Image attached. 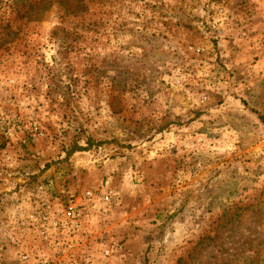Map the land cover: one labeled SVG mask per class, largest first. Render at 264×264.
<instances>
[{"label": "rangeland", "instance_id": "rangeland-1", "mask_svg": "<svg viewBox=\"0 0 264 264\" xmlns=\"http://www.w3.org/2000/svg\"><path fill=\"white\" fill-rule=\"evenodd\" d=\"M255 6L0 0V264H34L21 222L87 190L57 264H264Z\"/></svg>", "mask_w": 264, "mask_h": 264}, {"label": "built area", "instance_id": "built-area-1", "mask_svg": "<svg viewBox=\"0 0 264 264\" xmlns=\"http://www.w3.org/2000/svg\"><path fill=\"white\" fill-rule=\"evenodd\" d=\"M62 197L53 204L36 206L29 212L23 228H29L36 235L40 244L34 245V264H57L46 252L52 249L56 255H67L77 250L78 235L82 231V207L95 203L93 191L87 190L78 195L75 191L61 192ZM102 213H107L111 203V193L106 192L100 198ZM56 204V206H55ZM29 254L21 255L22 261H27ZM73 264H94L89 257H81L71 261Z\"/></svg>", "mask_w": 264, "mask_h": 264}, {"label": "crops", "instance_id": "crops-1", "mask_svg": "<svg viewBox=\"0 0 264 264\" xmlns=\"http://www.w3.org/2000/svg\"><path fill=\"white\" fill-rule=\"evenodd\" d=\"M256 6H255V15L252 17L253 20V29L255 31L254 35V41H257V49L258 53L260 54V58L264 57V0H255ZM260 64V61H259ZM134 235L131 237L133 240H135V243L140 246V249L143 248V245L141 243V239L143 238L141 235L137 236L136 238H133ZM131 239V240H132ZM130 240L129 244H132Z\"/></svg>", "mask_w": 264, "mask_h": 264}, {"label": "trees", "instance_id": "trees-1", "mask_svg": "<svg viewBox=\"0 0 264 264\" xmlns=\"http://www.w3.org/2000/svg\"><path fill=\"white\" fill-rule=\"evenodd\" d=\"M260 121H261L262 124H264V117L261 116L260 117Z\"/></svg>", "mask_w": 264, "mask_h": 264}]
</instances>
